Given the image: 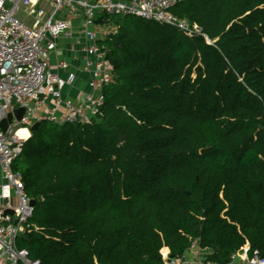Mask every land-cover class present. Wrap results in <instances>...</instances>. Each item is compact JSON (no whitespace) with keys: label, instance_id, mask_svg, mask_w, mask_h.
Masks as SVG:
<instances>
[{"label":"trees","instance_id":"trees-1","mask_svg":"<svg viewBox=\"0 0 264 264\" xmlns=\"http://www.w3.org/2000/svg\"><path fill=\"white\" fill-rule=\"evenodd\" d=\"M171 12L199 32L99 14L98 115L40 121L12 162L36 200L17 246L40 264H163L193 240L220 263L264 256V0Z\"/></svg>","mask_w":264,"mask_h":264},{"label":"built area","instance_id":"built-area-1","mask_svg":"<svg viewBox=\"0 0 264 264\" xmlns=\"http://www.w3.org/2000/svg\"><path fill=\"white\" fill-rule=\"evenodd\" d=\"M22 1L0 0V122L8 112L24 108L21 117H13L5 131L0 126V264H40L17 246L33 206L12 162L30 135L31 124L42 120L87 122L100 111L102 89L112 79V64L98 43L106 32L97 30L104 24L96 22V17L102 13L131 14L175 25L187 34L199 32L196 25L190 26L171 12L175 0H44L49 12L31 24L18 15ZM26 11L37 13L30 3ZM68 40L71 47L76 45L69 59L63 57L61 46ZM75 59L80 60L79 65L73 64ZM76 71L88 75L87 89L72 98L64 90L76 83ZM20 128L28 134L19 133ZM160 253L163 264H264V256L257 250L248 253L247 243L232 252L225 263L209 259L211 249L201 247L196 240L182 255H170L167 247Z\"/></svg>","mask_w":264,"mask_h":264},{"label":"crops","instance_id":"crops-1","mask_svg":"<svg viewBox=\"0 0 264 264\" xmlns=\"http://www.w3.org/2000/svg\"><path fill=\"white\" fill-rule=\"evenodd\" d=\"M26 3H27V0H23L21 2V6H20V9H19L18 15L25 22L31 24L33 22V20L28 21L27 19L30 18V17H33V15H30V14L27 13V11H26ZM34 5H35V8L37 9L38 6H39V3L37 2ZM20 12H23V15H21ZM38 12H40L39 9H37V13ZM48 12H49V9L47 10V12H45L44 16H46ZM70 42L71 41L68 40V41H63L61 43V46L63 47V57H66L68 59L71 58V55L74 53V51H75L74 49H75V46H76L75 45L74 48L71 47V45L69 44ZM78 55H79V52H78ZM73 64L74 65H79L80 64V60L79 59H75L73 61ZM61 72H63V71H61ZM76 73H77V79H76V83L74 84V86L73 87H67L64 90V94L68 95L69 97H72V98L75 95H77L80 90L87 89V78H88V75L85 72H82V71H76Z\"/></svg>","mask_w":264,"mask_h":264},{"label":"water","instance_id":"water-1","mask_svg":"<svg viewBox=\"0 0 264 264\" xmlns=\"http://www.w3.org/2000/svg\"><path fill=\"white\" fill-rule=\"evenodd\" d=\"M24 111V108L23 107H19V108H16L15 110H13L12 112H8L6 114V117L3 118L0 122V126L2 128V130H6L7 127H8V124L10 123V121L12 120L13 117H15L16 119H19L22 115ZM40 121H35L34 123L31 124L30 126V131L36 129L39 125ZM258 128H263V125L261 124H258ZM30 205H34L36 203V200L35 198H30V201H29ZM6 213H12V210L11 209H6L5 210Z\"/></svg>","mask_w":264,"mask_h":264},{"label":"rangeland","instance_id":"rangeland-1","mask_svg":"<svg viewBox=\"0 0 264 264\" xmlns=\"http://www.w3.org/2000/svg\"><path fill=\"white\" fill-rule=\"evenodd\" d=\"M39 3V6L37 9L40 10V12L36 13L35 15H33V17L28 18V21L34 20L35 18H43L45 12H47V10L49 9V4L44 1V0H27V3L30 4H35V3ZM26 3V4H27ZM21 15H23V12H20ZM115 29V26H113L112 24H108V25H101L98 27L97 30H100L102 32H109Z\"/></svg>","mask_w":264,"mask_h":264},{"label":"bare ground","instance_id":"bare-ground-1","mask_svg":"<svg viewBox=\"0 0 264 264\" xmlns=\"http://www.w3.org/2000/svg\"><path fill=\"white\" fill-rule=\"evenodd\" d=\"M18 132L23 134V135H27L28 134V131L25 128H20Z\"/></svg>","mask_w":264,"mask_h":264}]
</instances>
